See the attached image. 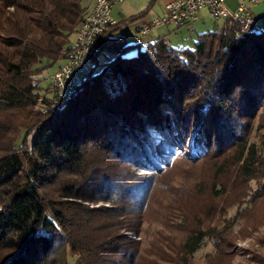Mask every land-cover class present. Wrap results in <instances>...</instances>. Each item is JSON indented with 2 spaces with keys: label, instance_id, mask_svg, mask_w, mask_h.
I'll return each instance as SVG.
<instances>
[{
  "label": "trees",
  "instance_id": "16d2710c",
  "mask_svg": "<svg viewBox=\"0 0 264 264\" xmlns=\"http://www.w3.org/2000/svg\"><path fill=\"white\" fill-rule=\"evenodd\" d=\"M83 1L0 0V264H195L206 242L207 264H232L236 238L255 233L247 261L264 264V15L246 34L222 26L192 47L158 35L127 56L118 30L152 0L105 30L89 75L57 96L41 75L64 63ZM188 139L193 159L176 153Z\"/></svg>",
  "mask_w": 264,
  "mask_h": 264
},
{
  "label": "built area",
  "instance_id": "2783aa9c",
  "mask_svg": "<svg viewBox=\"0 0 264 264\" xmlns=\"http://www.w3.org/2000/svg\"><path fill=\"white\" fill-rule=\"evenodd\" d=\"M123 1L93 0V6L77 30L64 63L49 75V86L55 95L70 97L79 82L89 75L91 59L97 50L98 39L109 26L116 23L111 17L112 9ZM226 1L171 0L159 16L141 20L137 33L140 37H144L165 26L182 27L193 24L200 20L202 13L207 14L214 22H222L224 28L238 25L242 34L258 27L253 18L259 4L258 0H233L237 2L234 10H230L225 5Z\"/></svg>",
  "mask_w": 264,
  "mask_h": 264
},
{
  "label": "rangeland",
  "instance_id": "374dc122",
  "mask_svg": "<svg viewBox=\"0 0 264 264\" xmlns=\"http://www.w3.org/2000/svg\"><path fill=\"white\" fill-rule=\"evenodd\" d=\"M91 1L92 0H84L83 1L84 7L87 6V4H90ZM151 1L152 0H124L122 4L116 5L113 8L111 17L116 22H119L124 19H128L129 17L145 10ZM232 1L233 0H227L225 2V5L230 10H234L237 7V2L234 1L233 3ZM258 1L259 3H262L264 5V0H258ZM160 3L163 4V0H153L152 7L149 10L147 14L148 17L146 19H152L161 14V13L158 14V8L160 7L159 6ZM263 15H264V8L260 9V11H256L254 16L257 20H260V18ZM201 17H203V19ZM201 17H200V20L196 23L184 25L182 27L165 26V27L158 29L152 35H148L143 38H140L136 32L138 22H130L126 25H123L118 30V34L123 36L125 39V44L130 46L126 52L127 56L135 55L138 50L143 49L145 44L155 41L158 35L162 36V38L166 40L167 43H169L172 47H179V46L192 47L198 34L213 31V30H219L222 27V22L220 21L214 22L205 13H202ZM73 39H74V36L71 37V40ZM135 44H138V45H135ZM57 65L58 64L43 71L41 75L42 78H44V81L41 84L42 88H45L47 86L48 77L55 70ZM261 133H264V130H262ZM146 134H147L146 140L151 144H155L157 140H159L160 138L163 140H169L170 138L169 135H167L165 132L157 133L152 130H147ZM28 140L29 142H31V137H29ZM250 142L259 144L258 138L254 135H252ZM175 146H176L175 147L176 153L186 154L191 159H193L196 153H198V151L202 149L199 142L197 143V145H193L191 143V139H188L184 147H181L180 145H175ZM251 186L254 187V184L252 183ZM235 214H236L235 207L229 209L228 214H227V219L233 225V233L237 234L242 224L241 222H239L238 220L234 218ZM158 227L159 226H156V225L152 227L148 226L147 224L144 225V228L148 230L147 232L149 235L151 233H154L155 230L158 229ZM263 231H264V226L260 228L258 233H262ZM125 235L135 241L141 240V237H138L130 232H126ZM256 235L257 234L255 233L248 237L243 238V237L238 236L236 238L235 240L236 256L232 264H248L247 260L250 257L249 255L250 251L259 249L258 245L255 242ZM141 242H142L143 247H145L148 245L149 239L142 240ZM213 252H214L213 245L210 242H206L205 246L195 253L194 255L195 264H207L205 261V256L206 254L213 253Z\"/></svg>",
  "mask_w": 264,
  "mask_h": 264
},
{
  "label": "crops",
  "instance_id": "0c3cea01",
  "mask_svg": "<svg viewBox=\"0 0 264 264\" xmlns=\"http://www.w3.org/2000/svg\"><path fill=\"white\" fill-rule=\"evenodd\" d=\"M171 0H163V4L162 3H160L159 4V6L161 7V9H160V7L158 8V14L159 13H162L163 12V10H164V7H165V5L167 4V3H169ZM124 2V1H123ZM233 3H234V1H232ZM84 6V5H83ZM92 6H93V0L90 2V4H87V6H85V7H87V9L88 10H90L91 8H92ZM262 8H264V5L262 4V3H259L258 4V6L256 7V9H255V11H260V9H262ZM157 12V11H156ZM155 12V13H156ZM157 15V14H156ZM156 15H154V16H156ZM148 16H146L144 19H146ZM202 19H203V17H201Z\"/></svg>",
  "mask_w": 264,
  "mask_h": 264
},
{
  "label": "water",
  "instance_id": "95a60500",
  "mask_svg": "<svg viewBox=\"0 0 264 264\" xmlns=\"http://www.w3.org/2000/svg\"><path fill=\"white\" fill-rule=\"evenodd\" d=\"M31 141H32V137H31Z\"/></svg>",
  "mask_w": 264,
  "mask_h": 264
},
{
  "label": "bare ground",
  "instance_id": "6f19581e",
  "mask_svg": "<svg viewBox=\"0 0 264 264\" xmlns=\"http://www.w3.org/2000/svg\"><path fill=\"white\" fill-rule=\"evenodd\" d=\"M224 29V28H223Z\"/></svg>",
  "mask_w": 264,
  "mask_h": 264
}]
</instances>
